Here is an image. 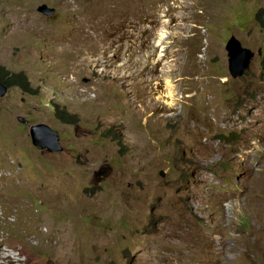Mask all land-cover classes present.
<instances>
[{
  "label": "rangeland",
  "instance_id": "obj_1",
  "mask_svg": "<svg viewBox=\"0 0 264 264\" xmlns=\"http://www.w3.org/2000/svg\"><path fill=\"white\" fill-rule=\"evenodd\" d=\"M232 36L256 53L240 79ZM0 69L37 91L0 98L15 264H264V0H0ZM40 122L63 151L33 145Z\"/></svg>",
  "mask_w": 264,
  "mask_h": 264
},
{
  "label": "water",
  "instance_id": "obj_2",
  "mask_svg": "<svg viewBox=\"0 0 264 264\" xmlns=\"http://www.w3.org/2000/svg\"><path fill=\"white\" fill-rule=\"evenodd\" d=\"M38 11L52 15L55 13L54 8H50L47 4H43L38 8ZM229 60V70L233 78L238 79L245 75V72L250 68L252 60L255 58L256 53L244 48L241 42L232 36L227 45ZM261 55V52L259 51ZM9 88L0 82V98L6 95ZM18 120L24 124H29L30 121L25 116H17ZM30 134L32 143L38 149L46 150L51 153L61 152L65 146L61 141L60 132L46 123H35L30 126ZM93 181L97 184L100 179L108 178L113 173V168L110 164L106 163L101 165L98 169L94 170Z\"/></svg>",
  "mask_w": 264,
  "mask_h": 264
},
{
  "label": "trees",
  "instance_id": "obj_3",
  "mask_svg": "<svg viewBox=\"0 0 264 264\" xmlns=\"http://www.w3.org/2000/svg\"><path fill=\"white\" fill-rule=\"evenodd\" d=\"M260 17L261 15L256 16L258 20H260ZM0 82L7 86L9 89L19 88L21 90H24L25 92L37 93V91L33 90V88L30 86L28 78L24 73L12 74L9 71H1L0 69ZM55 113L56 116L64 122H76L74 120L73 114L67 113L65 110L61 111L58 106L55 108ZM117 140L121 143L123 142L120 137Z\"/></svg>",
  "mask_w": 264,
  "mask_h": 264
},
{
  "label": "bare ground",
  "instance_id": "obj_4",
  "mask_svg": "<svg viewBox=\"0 0 264 264\" xmlns=\"http://www.w3.org/2000/svg\"><path fill=\"white\" fill-rule=\"evenodd\" d=\"M97 30V29H96ZM99 31V30H98ZM164 36L163 38H165ZM164 43H161L160 41L157 43V45L162 46ZM172 93V92H171ZM93 198V197H92ZM95 198V197H94ZM93 198V199H94ZM97 198V197H96ZM96 200V199H95ZM96 202V201H95ZM98 202V201H97ZM69 206V205H68ZM96 206V205H95ZM96 209V208H95ZM81 242V241H80ZM83 242V241H82ZM51 243V242H49ZM55 241H53L52 246L54 245ZM85 244V243H84ZM83 245V244H82ZM77 248V247H75ZM84 253L82 254L81 258L84 262L92 264V260L90 256L87 254V250L83 248ZM77 252V251H76ZM79 254V253H78ZM17 257L14 256L10 251L4 249L0 246V264H15L17 261ZM81 261V260H80ZM79 262V256L73 258L71 256H58L53 257V262H47V264H77Z\"/></svg>",
  "mask_w": 264,
  "mask_h": 264
},
{
  "label": "clouds",
  "instance_id": "obj_5",
  "mask_svg": "<svg viewBox=\"0 0 264 264\" xmlns=\"http://www.w3.org/2000/svg\"><path fill=\"white\" fill-rule=\"evenodd\" d=\"M40 6H41V5H40ZM40 6H39V7H40ZM38 12H39V11H38ZM254 52H255V51H254ZM247 71H248V70H247ZM247 71H246V72H247ZM246 72H245V74H246ZM244 76H245V75H244ZM244 76H243V77H244ZM240 78H242V77H240ZM240 78H238V79H240ZM40 123H41V122H40ZM53 128H54V127H53ZM58 131H59V130H58ZM59 132H60V131H59ZM60 134H61V133H60ZM31 139H32V138H31ZM33 145H34V144H33ZM40 150H42V149H40ZM45 151H46V150H45ZM48 152H49V151H48ZM50 153H51V152H50ZM54 153H60V152H54Z\"/></svg>",
  "mask_w": 264,
  "mask_h": 264
}]
</instances>
